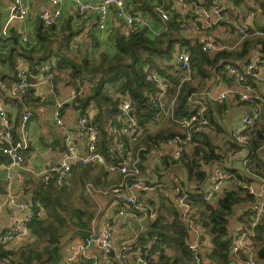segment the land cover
<instances>
[{"label": "trees", "instance_id": "trees-1", "mask_svg": "<svg viewBox=\"0 0 264 264\" xmlns=\"http://www.w3.org/2000/svg\"><path fill=\"white\" fill-rule=\"evenodd\" d=\"M132 1L141 2L139 9L150 11L161 23L157 33L148 26H141L126 37L120 28H117L104 38L94 36L92 46L80 48L75 53V57H62L58 62L62 69L65 66L68 67V84L77 92L74 105L82 113H85L86 109L92 105L99 109L97 124L105 139L101 149L108 160H111L109 155L113 153L107 146L110 140L108 122L113 124L117 122L122 96H130L136 118L143 127L165 116L164 100L160 96L157 84L147 79L148 72L158 71L167 79L168 94L176 97L170 116L178 123L199 110L198 104L188 102L190 94L210 89L221 82L230 83L234 77L228 75L229 67L240 68L241 62L248 64L251 61L252 44L259 45L260 51L264 53V35L254 41L249 38L244 39L240 49L219 48L215 51H204L201 35L198 32L194 35L196 34L195 28L193 32L191 31L192 35L186 34L187 30L180 22V14L172 6L165 5L164 0H161L156 7L150 4V0H131L130 3ZM185 1L187 3L205 1L207 4L213 2V0ZM224 1L221 0V5L224 7L223 13H225ZM131 6L133 7V4ZM158 8L168 10L170 14L168 21L164 22L159 18L160 16L156 15ZM223 20L218 25L226 24ZM218 25L203 30H213ZM51 28L54 29V26ZM259 30L264 31V25L260 24ZM71 35L72 33L69 37ZM45 37L46 33L40 34L42 40ZM11 38L15 40L18 36L14 34ZM61 46L63 48H57L59 51L70 52L68 42L65 45L61 43ZM28 48L20 44L18 47L14 42L12 51L16 50L18 54L30 60L33 72H37V66L53 54L51 49L49 53L44 52L35 56L37 50L33 47ZM183 49L188 50L191 55L192 78L181 84V71L175 57ZM6 57L5 60H1L3 62L9 59L12 61L14 56L8 54ZM245 79L251 86L256 87L255 79L250 76H246ZM236 98L241 100L238 94ZM206 101L208 106L206 117L209 120L207 127H210V132L202 133L192 129L194 147L183 152L177 159L167 155L163 159L165 169L180 168L185 172L186 177L180 185L173 182L172 186L168 187L170 191H175L172 199L170 196L163 197L162 193L159 194V202H157L159 206H156L157 216L149 222L147 230L140 234L134 244V251H147L146 264H206V260H210L212 264H232L235 258L238 263L244 264L247 260L245 252L237 253V255L232 252L234 227L230 224L236 209L244 204H250L255 198L245 186L252 182V172L259 173V169H264V106L247 131L249 140L245 149L249 162L243 167L235 168L226 164L230 152L239 149L240 146L232 132L222 122L228 105L226 102L221 104ZM241 101V103L252 105L260 102V99L252 98L251 95L249 101ZM213 130H216L217 134L213 133ZM184 132L174 128L160 129L155 133L146 132V150L141 152L149 153L155 146L170 137L184 136ZM14 134H16L15 130ZM218 134L227 136L223 139V143L222 140H218ZM136 147L138 148L139 145ZM114 153L118 154V150ZM212 164L222 166L228 175L227 180L232 183L215 198H208L204 185L210 176ZM68 194L66 187L56 188L52 182L47 186H39L33 192L32 204L39 209L36 205L41 203L47 211V217L32 221L30 227L32 232L46 243L45 246L41 249L38 245L29 244L16 253L7 250L4 244L0 243V259L14 256L12 264H59L64 257V248L68 240L70 241L79 233L92 232L91 221L95 215L90 210L72 208L71 205L65 203L64 199ZM183 195L187 196L188 202L196 211L195 225L204 226L207 229L206 233L211 236L210 251L202 252L201 250L199 252V248L193 250L189 246V242H192L191 224L189 225V222L180 216L176 201ZM70 213L71 216H68ZM246 216V213L241 215L240 220L243 221H239L238 224H241L238 226H252V218L246 220ZM85 217H87L86 220ZM263 223L252 228L255 232L252 240L256 249V258H258L256 245L258 240L263 239V232L262 234L259 232L264 229ZM203 241L202 236L200 244ZM168 249L175 251V254L169 256L166 253ZM259 254L264 256V248L259 250ZM73 264H90V262L81 258Z\"/></svg>", "mask_w": 264, "mask_h": 264}, {"label": "crops", "instance_id": "crops-1", "mask_svg": "<svg viewBox=\"0 0 264 264\" xmlns=\"http://www.w3.org/2000/svg\"><path fill=\"white\" fill-rule=\"evenodd\" d=\"M85 1L97 5L102 0ZM164 1H162V3L172 6V8L176 9L177 11H179L181 8L179 0ZM12 2L13 0H0V62L3 65L2 69L0 70V101L5 104L6 109L8 110L9 117L13 125V130L16 131V137L20 136V123L24 109L27 108L32 110L33 115L27 123L29 146L25 151L27 156L26 162L22 165L12 164L10 159L1 152L2 127L0 121V233L7 232L9 230L11 216L20 217L22 215L21 206L24 201V196L20 195V189H24L26 194L25 197L28 198L32 204L33 192L39 186H47L52 182L56 188L66 187L68 189L69 194L66 195L64 199L65 203L71 205L72 208L90 210L95 214L91 221L92 232H97L106 223H110L115 227L117 238L115 241L114 253L109 261L104 262L100 257L99 264H136V262H134L135 255L139 250H133L134 244L137 242L140 234L147 230L149 227V222L152 221V219L142 218L140 217V214L133 215V211H131V214L128 215H124L122 217L118 216L116 199L111 196V194L107 193V190L113 185L121 183L124 179L123 176H115L111 174L106 169L104 164L83 165L78 163L72 168V171L67 177L66 181L60 184L58 182L57 174L51 170L53 168L51 165L54 166L61 162L70 145H74L77 152L83 153V150L86 147V136L82 130L78 128L77 122L79 115L88 113L89 115L93 116L97 122V118L100 113L99 109L95 105L88 107L85 113H82L81 110L74 105L77 92L68 84V67L65 66L62 69L58 65V62L60 59H62V57H75V53H77L80 48L92 46L94 44L93 37L96 35L100 36V38H104L105 35H109L113 33L115 29L120 28L121 32L126 37H129L123 32L124 21L121 20V18H118L117 10L116 8H113L110 14V28H108V30L102 31L97 26V10H90L87 13V17L83 18L79 13L75 0H61L59 5L62 10L61 16L53 25L50 27H45L40 19V14L45 9L55 7L51 0H26L30 10L29 15L24 19L14 20H11L10 18V7ZM130 2L131 1L128 2L127 7L132 11L140 12L142 17L146 18L147 20V24L139 23L138 28L141 26H148L157 33V29L161 23L156 20L157 18L153 15V13L147 10L144 11L139 9L141 2ZM224 2L225 13L223 21H225L226 24H220L213 30H206L205 35H201L213 40L216 45V50L219 48L240 49L244 39L249 38L254 41L258 39L259 36L264 35V31L259 30V25L264 24V0H225ZM160 3L161 0H150V4L155 7ZM130 4H133L134 8ZM154 11L156 12V9ZM156 15L159 17L157 12ZM7 25V34H4L3 29ZM240 25H245L247 30L245 32H241L239 29ZM52 26H54V29L51 28ZM44 33H46V37L42 40L40 38V34ZM70 33H72V35L69 37ZM14 34L18 36V39L14 40L11 38ZM85 34H87V37ZM186 34H191V32L188 31ZM77 40H80V44L78 46ZM14 42H16L18 47L20 44L24 48H35L37 50L35 56H39L44 52L49 53L51 49L53 50V54L46 60H43L37 66V72H33L30 60L26 59L23 55L18 54L16 50L12 51ZM67 42L70 45V52L64 50L59 51L57 49L58 47H62L61 43L65 45ZM8 54H12L14 57L12 61L10 59L5 61L8 62V64H5L3 60L7 58L6 55L8 56ZM263 55L264 53L260 51V46L252 44L250 59L264 60ZM43 63H49L52 66V70L54 72L53 81H48L46 74H42V72H40L39 67ZM245 64L246 63L241 62V67L236 68L240 71H244ZM23 67H27L30 76V83L32 85L27 95L16 99L12 96L11 92L14 84L19 79L18 72ZM228 75L230 77H234L230 83L221 82L215 86H212L210 89L194 92L189 95L188 102L190 104L199 105V110L195 114H199L203 118H206L208 123L209 120L206 117V112L208 110L206 100L219 102L221 104L226 102L228 107L224 112V120L222 122L234 136L233 131L238 125L241 124V119L244 114L253 112L256 107H259L260 114L262 107L264 106V81H254L256 83V87H253L248 83V81H246V79L242 82L238 81L237 77L229 73V70ZM225 88L231 89L234 91V93L228 96L222 102L214 100L206 94L209 91H216L218 93L223 91ZM168 91V99L166 97L162 98L164 100L163 107L165 108V116L163 118H157L156 120L149 122L145 127L139 124L132 105V116L136 118L139 126L141 127V134L135 142H130L126 136L124 138L123 135L114 132L113 129L116 126L121 128L122 125H124V112L122 110V103L129 100L132 104L130 96H122L120 101V113L118 114L117 122L115 124L108 122V138L110 139L108 144L106 143L108 148L112 152L119 150V142L121 140L126 145V147H131L135 153L139 152L138 167L140 169L141 177L153 182L156 185V190L148 194H144V198L148 199V202L155 206H159L157 202H159L160 193H162L163 197L170 196L171 199L175 193V191L173 192V190L170 191L168 189V184H162L159 182L160 179L164 175L168 174L172 184L173 182H176L180 185L181 182L185 180L186 174L180 168H174L170 170L165 169L163 159L166 155L162 159H158L154 150H151L149 153H142L141 151H145L147 145L145 142V133H155L160 129L168 128H174L182 132L185 131L184 133H186L194 129V126L191 129H185L181 125L182 120L176 123V121L171 118V109L174 106L176 97L170 96ZM241 92H249L250 95H252V98H258L260 99V102L256 103L258 105L241 103L242 99L239 100L236 98L237 94L241 96ZM73 96H75V98H73ZM15 101H18V106L16 107L13 105ZM245 101H249V99ZM57 110H59L60 116L63 119L62 125L56 124ZM162 121L167 125L162 126L160 124ZM207 126L208 124L205 125V129L202 133L208 131L210 132V127ZM212 132L217 134L216 130H213ZM217 137L219 141L222 140V143L223 139L227 138V136L224 134H218ZM103 141L105 142V139L103 138V134L100 132V151H102L101 145L104 143ZM137 145H139L138 148L136 147ZM194 145L195 143L193 142V147ZM245 146H239V149L230 152L226 164L232 165L235 168L245 166L246 164L243 162V160L247 157ZM239 150H243L244 153L241 155V157H234V153L238 152ZM103 154L106 157L107 164L110 163L111 160H108V157L105 153ZM167 156L170 155L167 154ZM214 165L215 164H212V167ZM255 172L257 171L252 172L253 180L252 182H249V184H254V189L259 190L262 186L261 184H264V169H259V173ZM81 177L86 179L85 182H87L88 194L84 193V182L82 181ZM231 183L232 181L226 180L220 192L222 193L224 188L231 185ZM10 189L13 190V194H15L16 198L14 203L9 205L6 204V197ZM76 192L80 197L88 198L90 202L87 206L82 207L80 203H76L77 201L71 200L72 197L76 196ZM169 200L167 201L169 202ZM176 201L179 214L182 217L181 206L178 203V199ZM251 204L252 202L248 205L244 204L236 209L235 215L231 217V227H240L238 225L241 223L238 224V222L243 221L240 220V217L245 213L247 214L246 220L252 218L253 212L251 210ZM32 206L35 208L33 204ZM36 206L39 208H35L38 212V215L33 219V221H36L38 218H46L47 211L44 209L43 205L38 203ZM250 212L252 213L250 214ZM68 216H71V213ZM171 218L172 217H170V219ZM263 220L264 215L260 223L264 222ZM30 225L28 226L27 231L22 233L24 234L22 237L14 238V240L10 242L9 246H5V248L17 253L21 248L29 244H34L36 246L37 244L39 245L40 241L42 240L34 232H32ZM190 228L191 241L196 240L198 235L204 237L203 243L199 246V252L201 250L202 252L210 251L212 242L211 236L206 233L207 229L202 225H190ZM259 232L260 234L263 232V239L258 240L256 245L258 253L257 264H264V256H260L259 254V250L264 248V229L259 230ZM254 233L255 232L253 231L252 234ZM80 237L82 236L79 233L70 241L68 240L66 246L71 241L77 238L79 239ZM127 242H132V249H123V245ZM45 244L39 245V247L42 249ZM66 246L64 248V257L59 264H63L67 259ZM90 249L92 252L100 254V250L97 246ZM166 253L169 256H172L175 254V251L168 249L166 250ZM7 257L11 258V261L14 259V256ZM81 258L88 260L85 257ZM236 260L237 259L235 258L232 264H240ZM205 263L212 264L210 260H206Z\"/></svg>", "mask_w": 264, "mask_h": 264}, {"label": "built area", "instance_id": "built-area-1", "mask_svg": "<svg viewBox=\"0 0 264 264\" xmlns=\"http://www.w3.org/2000/svg\"><path fill=\"white\" fill-rule=\"evenodd\" d=\"M54 8L45 9L40 14V19L45 27L53 25L61 16L62 10L59 7L61 0H51ZM131 0H102L99 4H92L85 0H75L79 13L83 18L87 17V13L90 10H97V26L100 30H108L110 14L113 8L117 10L118 18L123 20V32L130 36L136 31L138 24H147L146 18L142 17L141 13L133 12L127 7L128 2ZM181 8L178 11L180 14V22L187 32H191L195 27H201L202 29H210L218 25L221 20L224 19V7L221 5V0H213L212 3L207 4L205 1L187 3L185 0H179ZM158 14L160 18L166 22L170 19L168 10L164 8H158ZM30 13L26 0H13L10 7V18L24 19ZM191 23V25H190ZM8 25L4 27L3 33L7 34ZM241 32H245L247 27L240 25ZM87 37V34H85ZM201 42L203 43L204 51H215L216 45L213 40L208 39L205 36H201ZM80 44V40H77V46ZM76 46V48H77ZM175 61L178 64L181 71V84L191 79V55L186 49L179 51L175 57ZM2 63L0 62V70L2 69ZM42 74H46L48 81H53L54 72L52 66L49 63H43L39 67ZM244 72L245 74L241 73ZM229 73L237 77L238 81L242 82L246 76H250L258 82L264 81V60L253 59L245 65L244 71H240L236 67H230ZM18 81L14 84L12 89V96L16 99L23 97L29 93L31 83L30 76L27 67H23L18 72ZM147 79L154 81L159 90L161 98L167 97L168 81L158 71H152L147 73ZM234 91L229 88H225L221 92L209 91L206 94L217 101H224L228 96L232 95ZM241 99L247 100L251 97L249 92H241ZM75 98V96H73ZM18 106V101L13 104ZM122 110L124 112V125L121 128L114 127V132H117L124 137L126 136L130 142H135L140 134L141 127L139 126L135 117L132 116V104L128 100L122 103ZM259 114V107H256L253 112L246 113L242 116L241 124L238 125L233 134L237 144L244 147L248 140V129L253 120ZM33 112L30 109L25 108L20 123V136L15 137L13 125L9 117L8 110L5 104L0 101V121L2 127V153L7 156L12 164L22 165L26 162L27 156L25 151L28 149L29 140L27 135V123L32 117ZM56 124L62 125L63 119L60 116L59 110H57ZM208 124L206 118H203L199 114H193L192 116L185 118L181 121V125L185 129H191L194 126L195 131L203 132L205 125ZM78 128L86 136V147L83 153L77 152L74 145H70L68 151L64 154L63 159L58 164L54 165L51 170L57 174L58 182L62 184L66 181L70 175L72 168L81 163L87 164H104L106 169L113 175L123 176V181L119 184H115L107 190V193L111 194L116 199L118 216L140 214L138 216L145 219H155L157 216V209L155 205L148 202V199L144 198V194H148L156 190V185L153 182L143 179L140 175L139 152L135 153L131 147H126L123 141L119 142V152L111 153V162L107 164L106 157L99 150L100 142V130L95 118L88 113L80 114L77 122ZM193 135L191 131L184 133V136L177 135L168 138L160 145L155 146L153 149L158 159H162L165 155L169 154L172 158H179L183 152L191 150L193 147ZM244 153L243 150H239L234 153V157H241ZM244 164L248 163V159L243 160ZM228 175L222 166L214 165L210 170V176L205 183V189L208 198H215L217 194L222 190ZM259 190L254 189V184H246L245 186L254 194L255 198L251 204L252 226H240L233 229V254L245 252L247 260L244 264H256V249L253 246L252 233L255 226H257L264 215V184H261ZM20 195L24 196V201L21 206L22 215L20 217H10V227L7 232L0 233V243L4 246H9L10 242L16 237H22L28 229V226L33 219L38 215L36 209L32 206L28 198L25 197L24 189H20ZM15 194L13 190H9L6 197V204H13L15 201ZM178 203L182 209V217L191 225H195L194 219L196 216L195 209L187 200V196L183 195L178 198ZM92 235H96L93 238L95 246L100 250V254L91 251L90 242L91 239L82 238L71 241L66 246L67 259L63 264H72L73 261L80 259L81 257L87 258L91 264H99L100 257L102 260L109 261L115 250V241L117 233L115 227L106 223L97 232H91ZM201 236H197V239L189 242V246L193 250H197L200 246ZM123 249H132V242H127L123 245ZM147 251L142 252L139 250L135 255L136 264H146L145 255ZM0 264H12L11 258L5 257L0 259Z\"/></svg>", "mask_w": 264, "mask_h": 264}, {"label": "rangeland", "instance_id": "rangeland-1", "mask_svg": "<svg viewBox=\"0 0 264 264\" xmlns=\"http://www.w3.org/2000/svg\"><path fill=\"white\" fill-rule=\"evenodd\" d=\"M187 2V1H186ZM264 25V24H263ZM201 30V31H200ZM195 31H196V34H194V35H197V32H198V34L199 35H205V30H203V29H201V27H195ZM5 64H8V62H5ZM66 76V75H65ZM65 76H63V77H65ZM168 97L169 96H167L166 98L168 99ZM162 126H164V125H167L166 123H163V121L160 123ZM169 175L168 174H166V175H164L161 179H160V181L159 182H161L162 184H168V187H169V185L171 184L172 185V181L169 179ZM82 178V181L84 182L83 183V186H84V193L85 194H88V192H87V182H85L86 181V179H84L83 177H81ZM170 185V186H171ZM71 200H74V201H77L76 203L77 204H81V206L82 207H85V206H87L88 204H89V200H88V198H86V197H80L78 194H77V192H76V196L75 197H72V199ZM93 204V203H92ZM89 209H90V207H89ZM85 220L87 219V217H85L84 218ZM45 243L43 242V241H40V243H39V245H44ZM38 245V244H37ZM38 245V246H39ZM40 248V247H39Z\"/></svg>", "mask_w": 264, "mask_h": 264}, {"label": "water", "instance_id": "water-1", "mask_svg": "<svg viewBox=\"0 0 264 264\" xmlns=\"http://www.w3.org/2000/svg\"><path fill=\"white\" fill-rule=\"evenodd\" d=\"M51 167H53V165H51ZM80 235L82 237H84V238L91 239L90 247L91 248H94L95 247V243H94L93 238H95L96 235H92V233H89V232H82V233H80Z\"/></svg>", "mask_w": 264, "mask_h": 264}]
</instances>
